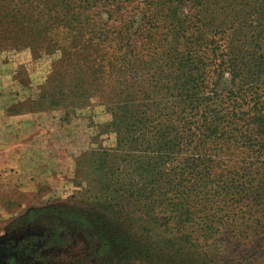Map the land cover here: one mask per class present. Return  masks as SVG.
<instances>
[{"label": "trees", "instance_id": "trees-1", "mask_svg": "<svg viewBox=\"0 0 264 264\" xmlns=\"http://www.w3.org/2000/svg\"><path fill=\"white\" fill-rule=\"evenodd\" d=\"M19 3L9 39L61 52L35 104L67 122L98 98L116 135L76 158L79 201L35 210L43 245L91 224L111 264H264V28L211 0Z\"/></svg>", "mask_w": 264, "mask_h": 264}, {"label": "rangeland", "instance_id": "rangeland-1", "mask_svg": "<svg viewBox=\"0 0 264 264\" xmlns=\"http://www.w3.org/2000/svg\"><path fill=\"white\" fill-rule=\"evenodd\" d=\"M10 2L21 4L19 0H0V6ZM211 2L213 11L215 5L224 10L218 12L223 13L220 15L214 12L221 23L234 18L243 32H258L264 28V3L260 0ZM43 17L40 14L38 22L43 23ZM2 21L0 18V106H7L12 114H41L44 127L39 132L38 143L42 141L43 148L38 149V167L32 172V181L8 180L2 185V192L0 189V264H111L117 254L108 251L100 254V237L91 224L88 238L79 232L75 237L71 234L69 240L65 238L44 246L40 236L50 229L45 216L35 211L79 201L81 187L75 184V160L85 151L116 145L115 133L105 132L104 128L111 116L98 98L67 122L62 120L61 111L39 109L35 101L49 91L44 86L53 76L61 52H47L45 44L39 40L32 44L14 43L9 39L10 30H16L20 22L9 25ZM31 24H23L22 29L28 30ZM256 43L264 49V39ZM49 127L54 128L52 135ZM262 184L264 186V181ZM263 201L264 196L256 203L261 205ZM59 234L70 235L67 229Z\"/></svg>", "mask_w": 264, "mask_h": 264}, {"label": "crops", "instance_id": "crops-1", "mask_svg": "<svg viewBox=\"0 0 264 264\" xmlns=\"http://www.w3.org/2000/svg\"><path fill=\"white\" fill-rule=\"evenodd\" d=\"M42 119L41 114H12L7 106H0V189L8 180L32 181L38 149L43 148L42 141L38 143ZM49 129L52 135L54 128Z\"/></svg>", "mask_w": 264, "mask_h": 264}]
</instances>
